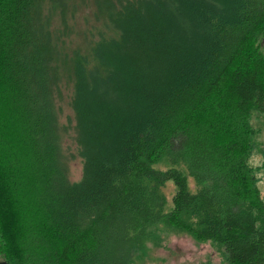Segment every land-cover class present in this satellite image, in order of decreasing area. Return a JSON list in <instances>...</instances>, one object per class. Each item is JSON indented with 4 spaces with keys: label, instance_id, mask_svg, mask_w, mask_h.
<instances>
[{
    "label": "trees",
    "instance_id": "trees-1",
    "mask_svg": "<svg viewBox=\"0 0 264 264\" xmlns=\"http://www.w3.org/2000/svg\"><path fill=\"white\" fill-rule=\"evenodd\" d=\"M260 112L264 0H0V254L141 264L181 231L264 264Z\"/></svg>",
    "mask_w": 264,
    "mask_h": 264
},
{
    "label": "rangeland",
    "instance_id": "rangeland-1",
    "mask_svg": "<svg viewBox=\"0 0 264 264\" xmlns=\"http://www.w3.org/2000/svg\"><path fill=\"white\" fill-rule=\"evenodd\" d=\"M77 7L79 18L83 13H91L89 7L80 5H77ZM260 114L264 115L262 112H260ZM261 117L262 116L254 115L252 118L254 125L257 127V132L253 136L251 145L250 163L253 166L257 164L260 155L264 154V128L262 129V127H264V119H261ZM60 120L62 123H74L72 109L65 101ZM260 126L262 127L260 128ZM63 144L68 157V177L72 181L79 180L82 177L83 164L82 157L78 153L73 129H70V131L66 133ZM173 185V181L168 180L165 187L169 202L172 201L171 193L174 189ZM163 243V245L157 247L153 242H149V257H147L143 263L141 262V264H196L210 259L212 264H221L219 253L210 243H200L187 233L181 231L169 232L163 239ZM4 262H6V259L0 254V264Z\"/></svg>",
    "mask_w": 264,
    "mask_h": 264
},
{
    "label": "crops",
    "instance_id": "crops-1",
    "mask_svg": "<svg viewBox=\"0 0 264 264\" xmlns=\"http://www.w3.org/2000/svg\"><path fill=\"white\" fill-rule=\"evenodd\" d=\"M261 119H264V115L261 117ZM262 126H260L261 128ZM264 127H262L263 129ZM264 153V152H263ZM258 165L264 164V154L260 155V158L257 162ZM258 185L261 188L263 197H264V167L261 169V171L258 173Z\"/></svg>",
    "mask_w": 264,
    "mask_h": 264
},
{
    "label": "water",
    "instance_id": "water-1",
    "mask_svg": "<svg viewBox=\"0 0 264 264\" xmlns=\"http://www.w3.org/2000/svg\"><path fill=\"white\" fill-rule=\"evenodd\" d=\"M3 264H7L6 262H4Z\"/></svg>",
    "mask_w": 264,
    "mask_h": 264
}]
</instances>
